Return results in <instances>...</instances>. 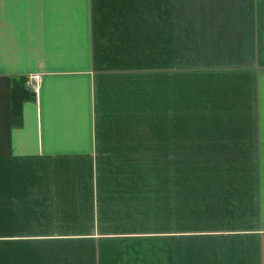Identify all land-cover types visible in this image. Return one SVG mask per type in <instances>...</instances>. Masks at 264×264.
<instances>
[{
  "label": "crops",
  "instance_id": "0c3cea01",
  "mask_svg": "<svg viewBox=\"0 0 264 264\" xmlns=\"http://www.w3.org/2000/svg\"><path fill=\"white\" fill-rule=\"evenodd\" d=\"M145 3L0 0V264H149L134 257L144 243L191 248L160 264H264V134L246 116L258 92L254 101L252 90L229 88L236 75L255 84L264 69L223 55L257 45L251 57L264 62V0H159L158 19H136ZM30 72H42L39 94L17 103L12 78ZM201 129L220 143L184 144L212 141L192 135ZM187 150L249 151L253 180L222 186L230 194L214 208L207 196L186 208L174 196V213L153 230L131 222L152 204V158ZM179 173L165 188L176 195ZM182 210L228 214L184 232ZM27 221L35 233L24 234Z\"/></svg>",
  "mask_w": 264,
  "mask_h": 264
},
{
  "label": "rangeland",
  "instance_id": "374dc122",
  "mask_svg": "<svg viewBox=\"0 0 264 264\" xmlns=\"http://www.w3.org/2000/svg\"><path fill=\"white\" fill-rule=\"evenodd\" d=\"M114 1V0H113ZM145 7H143L141 4H137L139 8L142 9V12H139L136 15V10H134V16L136 19H144V20H155L158 19V3L159 0H150L149 8H147V3L149 0H144ZM188 0H181V2L186 3ZM164 6V5H163ZM149 11L151 14H149ZM184 23L187 22L186 19H183ZM259 46L256 45L252 46L253 50L247 49V52L244 54L237 53V51H234L233 53L223 52V55L228 60H235L234 58L245 56L247 59V65H249L250 68H254V72H257V65L261 66L262 69H264V62H260L257 59H252L251 55L254 52V48L257 49ZM251 51V52H248ZM261 55V54H260ZM263 55V54H262ZM251 57V58H250ZM264 57V55H263ZM227 60V61H228ZM264 61V60H263ZM30 73H40L42 76V72H30ZM28 73V74H30ZM263 75H260L259 77L253 78L255 81H252V78L246 74V75H236V78L232 79V82L229 83V88L234 93L242 92L243 87L246 88V92L249 96V91L252 90V96L254 98V101L256 100V93H257V112H251L247 114L246 116L248 119H252L255 117L257 119V128H259V132L264 134V70L262 71ZM28 74L26 77H28ZM225 75V74H224ZM227 75L222 76L223 80H227ZM195 78L199 82L201 80L198 77H190ZM251 81V86L249 85V82ZM258 81V82H257ZM227 86V84H226ZM40 91V87H39ZM39 91L37 95L39 94ZM255 108V107H254ZM233 119H237L241 117H245V114H241L238 110L232 111V114L230 115ZM219 127V126H218ZM256 125H247V128L249 129L248 132H254V128ZM228 128L231 131H233L235 128L236 130L240 129L241 127L239 125H230ZM207 131L200 130L198 134H192L197 136H206L212 141H199V142H184V144H199L202 142L204 145H212V144H218L220 142L215 141V137L217 134L213 133H206ZM255 133V132H254ZM184 136V135H183ZM197 138V137H195ZM201 139V137L195 139L198 140ZM224 144H227L224 142ZM220 148L223 147L222 144H220ZM208 147H205L202 152L204 153H212L214 152H220L222 149L220 148H211V150L207 149ZM210 148V147H209ZM229 149L224 150V153L229 152H235L233 151V147H228ZM186 155H180L177 156V159L173 160L170 157H156L152 158L155 160L151 161V172L149 176V183L151 185V201L152 204L149 207V213L145 214L140 211L138 215H134V218L132 221L136 220L137 217L138 222L141 224L142 227L147 229L156 228L158 226V217L160 214L164 213L165 216L170 217L174 213V196H176V200H182L184 203V208L188 207V205H197V203L202 202V198H206L207 196V202L211 203L213 205L212 208H214L217 203H220V200L218 198L223 199L224 195H229L230 190L227 188H224L222 186L226 185L227 183H232L236 181H246V180H253L254 174L252 171L254 170L252 166V156L249 151L242 152L240 156H230V155H201L204 157H189L190 152H194V150H187ZM262 152V151H258ZM193 156V155H191ZM258 164L264 165V155L258 156ZM244 166V167H243ZM179 173V178H181V189H179V192L177 191V195L174 194V191L170 192L169 190L172 189H165L169 187L175 186V179L172 180V177L174 176V173ZM261 176V175H260ZM260 179V178H259ZM194 184H197L198 189ZM181 193V194H180ZM217 198V199H216ZM212 200H217L212 201ZM159 205H158V204ZM146 207V205H145ZM198 207V206H196ZM177 213H181V209L177 208ZM146 212V211H145ZM182 223H183V229L184 232H190V231H196L199 229L202 225H207L208 223L213 222L217 216L218 217H224L228 213H221V216L216 214L215 215H209L204 216L202 219H198L193 215L191 210H182ZM129 222V221H128ZM127 222V223H128ZM109 224H115L113 222H108ZM118 223V222H117ZM11 222L8 223L7 227ZM23 225L27 228L24 229V234L29 233H35L37 230H28L30 227V222H24ZM155 226V227H154ZM89 228V227H87ZM153 230V229H152ZM29 239V238H24ZM23 239V240H24ZM204 242L203 240H199L198 243ZM184 248H149L148 243H144L140 245V248H134V257L142 255L143 253L146 255H150V262L149 264H160V259L169 256L168 260H170V256H173L175 259L177 258V252L180 250H183L184 253L187 255L189 254V248L187 246H183ZM191 249V248H190ZM202 252L199 253V256L201 257ZM141 257V256H140ZM142 260V258H141ZM124 262L125 261V255H124Z\"/></svg>",
  "mask_w": 264,
  "mask_h": 264
},
{
  "label": "trees",
  "instance_id": "16d2710c",
  "mask_svg": "<svg viewBox=\"0 0 264 264\" xmlns=\"http://www.w3.org/2000/svg\"><path fill=\"white\" fill-rule=\"evenodd\" d=\"M26 80V76L12 78V98L17 103H20L25 98H30L32 96V91L25 87Z\"/></svg>",
  "mask_w": 264,
  "mask_h": 264
},
{
  "label": "built area",
  "instance_id": "2783aa9c",
  "mask_svg": "<svg viewBox=\"0 0 264 264\" xmlns=\"http://www.w3.org/2000/svg\"><path fill=\"white\" fill-rule=\"evenodd\" d=\"M41 74L40 73H30L28 74L27 80H26V86L31 90L34 95H37L40 87L41 82Z\"/></svg>",
  "mask_w": 264,
  "mask_h": 264
}]
</instances>
